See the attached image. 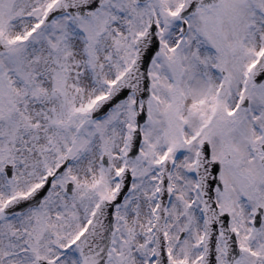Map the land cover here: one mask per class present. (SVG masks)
Instances as JSON below:
<instances>
[{"label":"snow or ice","instance_id":"snow-or-ice-1","mask_svg":"<svg viewBox=\"0 0 264 264\" xmlns=\"http://www.w3.org/2000/svg\"><path fill=\"white\" fill-rule=\"evenodd\" d=\"M0 264H264V0H0Z\"/></svg>","mask_w":264,"mask_h":264}]
</instances>
